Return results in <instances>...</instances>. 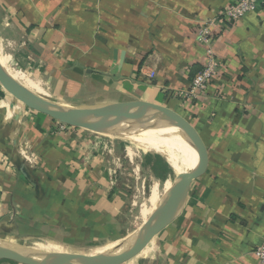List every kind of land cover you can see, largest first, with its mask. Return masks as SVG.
Here are the masks:
<instances>
[{"label":"crops","instance_id":"0c3cea01","mask_svg":"<svg viewBox=\"0 0 264 264\" xmlns=\"http://www.w3.org/2000/svg\"><path fill=\"white\" fill-rule=\"evenodd\" d=\"M233 1L0 0V59L7 56L11 68L39 81L45 99L75 110L158 104L179 114L201 144L202 175L131 264H259L262 6L237 23L212 27L224 70L198 98L181 95L208 61L197 39L200 22ZM89 141L85 132L19 105L0 85V243L87 246L100 231L118 237L104 157ZM158 200L156 192L152 212L160 209Z\"/></svg>","mask_w":264,"mask_h":264},{"label":"rangeland","instance_id":"374dc122","mask_svg":"<svg viewBox=\"0 0 264 264\" xmlns=\"http://www.w3.org/2000/svg\"><path fill=\"white\" fill-rule=\"evenodd\" d=\"M6 94L16 100L7 92ZM44 100H47L46 102L50 104L57 105L53 100L43 98ZM16 101L19 105L30 109L18 100ZM116 118L111 117L108 119L109 123L111 120H116ZM65 125L70 127L72 131L77 133L85 132L89 135L92 149L97 150L104 157L105 174L109 178L108 185L111 188V192L115 195V204L118 210L115 218L117 227L111 230L114 229L116 234L118 233V237L109 238L105 232L106 235L102 236L103 231H100L95 237L97 242L87 246H68L61 245L57 241H51L47 243L41 242L34 246L30 245L28 248L34 252L42 249L54 252L65 251L70 255H97L104 253L117 244L126 243L125 240L127 239H135L132 242L133 244L138 236L141 237L150 220L158 212V210L152 212L147 219L142 216V212L145 209L152 207V195L154 196L156 192L158 193L159 200L157 205L160 207L166 196V192L164 193L166 183L170 181L177 183L182 173L178 174L165 156L142 149L137 142L138 140L134 141L133 139L118 136L119 134L115 132L117 129L106 130L95 127ZM102 217L106 218L105 216ZM103 220H99L101 227ZM134 261L135 259H132L125 264H131Z\"/></svg>","mask_w":264,"mask_h":264},{"label":"water","instance_id":"95a60500","mask_svg":"<svg viewBox=\"0 0 264 264\" xmlns=\"http://www.w3.org/2000/svg\"><path fill=\"white\" fill-rule=\"evenodd\" d=\"M0 85L8 94L28 108L70 126L114 130L119 127L124 128L128 126L96 127L93 122L111 118L124 112L133 113L135 111H142L149 114L162 115L168 119L169 125L181 130L188 144L194 150L196 157V166L194 169L188 174H181L179 176L178 182L180 183L169 197L167 203L150 220L141 237L137 238L124 253L118 257L73 254L67 258L64 264H125L140 255L154 238L169 225L182 206L191 184L203 173L205 163L200 142L186 121L175 111L167 107L141 101L118 103L81 110L53 105L25 92L1 65ZM1 260L13 261L20 264H57L39 257L36 252L31 251L28 247L12 243H0Z\"/></svg>","mask_w":264,"mask_h":264},{"label":"bare ground","instance_id":"6f19581e","mask_svg":"<svg viewBox=\"0 0 264 264\" xmlns=\"http://www.w3.org/2000/svg\"><path fill=\"white\" fill-rule=\"evenodd\" d=\"M9 63L10 59L7 56H4L0 59V64L3 69L10 75V77L15 82H17L22 87L25 92L43 100L44 95L46 94L42 84L39 83V81L37 82L36 80L31 79L30 77L25 75L26 73L24 74L20 70L11 68ZM114 117H117L116 120H111L110 123L108 120L110 118H106L94 121L93 124L96 127H109L110 125L128 126L124 128L119 127L115 132L119 134L118 136L133 139L134 141L138 140L137 142L139 146L148 152H156L157 154L159 153L165 156L169 164L173 166L174 170L178 174H188L196 166V157L194 154V150L188 144L186 137L180 129L169 125L170 123L168 119H166L162 115L135 111L133 113H120ZM170 183H166L164 191V193L166 192V198L161 207H163L167 203L169 197L178 187L180 182L173 183L171 181ZM151 213V208L145 209L142 212V216L144 219H147L148 215H150ZM134 240H132V238L129 240L127 239L125 240L126 243L124 242L117 244L114 247L109 248V250L105 251L106 253L104 252L101 254H97L96 256L103 255L118 257L129 248V246ZM35 252L38 254L39 257L49 262L57 264H64L67 258L71 256L65 251L54 252L52 250L48 251L39 249Z\"/></svg>","mask_w":264,"mask_h":264},{"label":"built area","instance_id":"2783aa9c","mask_svg":"<svg viewBox=\"0 0 264 264\" xmlns=\"http://www.w3.org/2000/svg\"><path fill=\"white\" fill-rule=\"evenodd\" d=\"M259 6L264 8V0H234L233 3L228 5L223 12L218 14L217 17L200 22L201 28L198 30L197 39L207 47L208 61L204 68L194 76L189 89L181 93L182 96L198 98L207 92L211 83L222 74L221 70H224L222 67L223 65L213 52L212 41L214 35L212 27L224 20L237 23L246 15L256 12ZM255 253L258 257L259 264H264V240Z\"/></svg>","mask_w":264,"mask_h":264}]
</instances>
